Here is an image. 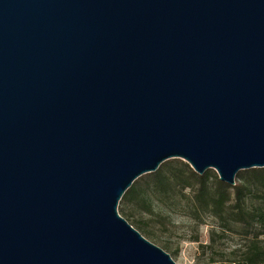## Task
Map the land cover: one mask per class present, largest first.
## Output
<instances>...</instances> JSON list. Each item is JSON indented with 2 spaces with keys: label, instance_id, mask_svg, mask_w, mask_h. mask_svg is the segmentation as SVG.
Listing matches in <instances>:
<instances>
[{
  "label": "water",
  "instance_id": "obj_1",
  "mask_svg": "<svg viewBox=\"0 0 264 264\" xmlns=\"http://www.w3.org/2000/svg\"><path fill=\"white\" fill-rule=\"evenodd\" d=\"M175 159L264 168V0H0V264H177L118 211Z\"/></svg>",
  "mask_w": 264,
  "mask_h": 264
},
{
  "label": "trees",
  "instance_id": "obj_2",
  "mask_svg": "<svg viewBox=\"0 0 264 264\" xmlns=\"http://www.w3.org/2000/svg\"><path fill=\"white\" fill-rule=\"evenodd\" d=\"M164 167L167 169L149 174L150 179L144 186L137 180L124 194L120 212L131 221V226L145 238L159 242L154 234L133 220L131 208L136 206L140 211L150 212L154 199L174 205L176 198L189 190L188 206L192 211L214 217L224 232L239 228V235L249 241L238 262L211 264H264V168L240 172L236 185L229 186L211 170L200 176L180 160L167 162Z\"/></svg>",
  "mask_w": 264,
  "mask_h": 264
},
{
  "label": "rangeland",
  "instance_id": "obj_3",
  "mask_svg": "<svg viewBox=\"0 0 264 264\" xmlns=\"http://www.w3.org/2000/svg\"><path fill=\"white\" fill-rule=\"evenodd\" d=\"M170 161L173 160L167 162ZM165 163L159 169H167L164 167ZM211 171L217 175L214 170ZM149 179V174L142 176L138 179L139 185L144 186ZM189 198L190 191L186 190L176 198L174 205H171L170 201L162 204L154 199L150 212L140 211L133 206L131 214L133 220L154 234L161 243L146 239L165 250L177 264L238 262L249 241L239 235V228L224 232L214 217L201 211H192L188 206ZM118 211L123 217L120 207ZM127 222L131 223L129 220Z\"/></svg>",
  "mask_w": 264,
  "mask_h": 264
}]
</instances>
